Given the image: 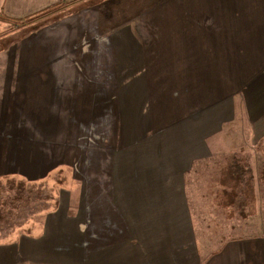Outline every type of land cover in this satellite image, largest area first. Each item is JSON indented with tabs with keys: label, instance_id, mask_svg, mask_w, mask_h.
<instances>
[{
	"label": "crops",
	"instance_id": "obj_1",
	"mask_svg": "<svg viewBox=\"0 0 264 264\" xmlns=\"http://www.w3.org/2000/svg\"><path fill=\"white\" fill-rule=\"evenodd\" d=\"M34 1L19 15L9 14V1L2 0L0 13L25 21L60 3ZM151 6L109 32L88 33V48L80 50L81 66L91 74L86 94L97 98L111 73L110 101H92L96 117H85L100 121L90 134L95 147H65L71 161H58L53 142L44 152L19 144L12 164L0 128V264H264L263 219L256 235L229 237L202 259L197 204L205 177L221 185L216 141L239 126L240 97L252 136H264V99L244 89L264 72V62L233 79L234 53L247 56L248 26L264 18L233 16L228 0H154ZM255 31L259 39L262 30ZM261 166V175L253 169L258 217H264ZM9 175L22 186L15 193ZM220 194L211 192V203Z\"/></svg>",
	"mask_w": 264,
	"mask_h": 264
},
{
	"label": "rangeland",
	"instance_id": "obj_2",
	"mask_svg": "<svg viewBox=\"0 0 264 264\" xmlns=\"http://www.w3.org/2000/svg\"><path fill=\"white\" fill-rule=\"evenodd\" d=\"M8 1L9 14H22L37 5L34 0ZM153 1L100 0L93 3L96 0H60L57 6L44 11L39 17L25 21H17L0 13V128L3 129V134L8 135L12 164L16 162L19 144L33 143L31 146H34L37 152H44L53 142L57 145L58 161H71L70 158L66 159L65 147L78 150L82 147L85 150L91 144L90 134L95 132L91 130L95 129L100 121H86L85 117H96L91 113L92 101L95 102L97 98L99 101L103 98L107 102L110 101L111 73H105L106 86L100 90L97 98L93 97L90 91L86 94L85 78L91 79V74L87 72V67L81 66L83 62L80 50L88 48V33L109 32L134 13L152 12L153 9L148 6H151ZM202 1L209 4L214 0ZM228 1L229 11L237 18H264V0ZM64 5L69 7L64 9ZM82 6L87 10L83 12ZM0 11L2 12V9ZM161 11L159 10V15ZM248 28L252 31L251 41L245 48L248 50L247 56L244 57V51L233 55V60H236L233 65L234 80L244 74L246 67L252 69L264 62V41H256L264 40V24H250ZM255 29L262 30L259 39H256L259 32L256 33ZM262 47L263 50L259 51ZM237 87L239 88L240 84ZM244 89L248 95L256 93L260 99H264V72L246 83ZM105 106L107 108V105ZM237 106L240 107L238 110L244 120L238 119L239 126L230 128L228 136L216 141L217 153L214 157L218 161L216 172L220 182L222 181L221 185L206 181L205 177L201 185L202 199L197 202L201 209V231L198 239L201 241L202 259L214 253L229 237L256 235L259 220H264V217L257 216L260 204L257 197L260 194L256 183V177L261 175V165L264 162V136L259 139L252 136L249 119L244 116L242 97L237 100ZM4 112H7V122L4 121ZM58 113L61 116L57 115ZM74 116L75 119H72ZM53 118L58 120L54 121ZM233 130L236 135L234 138L231 136ZM91 146L95 147L96 143ZM232 155L240 159V165L250 168L252 183L246 175L244 184H234L233 175L225 171V167L230 163L227 159ZM255 167L258 174L256 176L253 174ZM9 176V192L15 193L22 186L11 179L13 175ZM4 186L3 184V188ZM260 190H264L263 185L259 187V192ZM211 192L221 193L213 203L210 201ZM214 203H218V215H214Z\"/></svg>",
	"mask_w": 264,
	"mask_h": 264
},
{
	"label": "trees",
	"instance_id": "obj_3",
	"mask_svg": "<svg viewBox=\"0 0 264 264\" xmlns=\"http://www.w3.org/2000/svg\"><path fill=\"white\" fill-rule=\"evenodd\" d=\"M30 19H32V17L29 18L28 20ZM227 161H230V163H229V166L225 167V171L229 172L230 175H233L234 184H237V185H242V183L244 184L246 175H248V181L252 183V174H251L250 168L247 166L240 165L239 163L240 159H238L236 155L230 156L227 159Z\"/></svg>",
	"mask_w": 264,
	"mask_h": 264
}]
</instances>
